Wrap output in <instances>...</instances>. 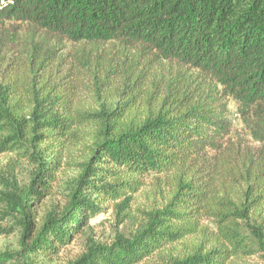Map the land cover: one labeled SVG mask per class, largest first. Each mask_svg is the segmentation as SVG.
Returning <instances> with one entry per match:
<instances>
[{
  "label": "trees",
  "instance_id": "trees-1",
  "mask_svg": "<svg viewBox=\"0 0 264 264\" xmlns=\"http://www.w3.org/2000/svg\"><path fill=\"white\" fill-rule=\"evenodd\" d=\"M71 142L91 156L54 192ZM0 156V264H62L109 202L132 229L63 264L264 254V0H0Z\"/></svg>",
  "mask_w": 264,
  "mask_h": 264
},
{
  "label": "rangeland",
  "instance_id": "rangeland-1",
  "mask_svg": "<svg viewBox=\"0 0 264 264\" xmlns=\"http://www.w3.org/2000/svg\"><path fill=\"white\" fill-rule=\"evenodd\" d=\"M96 85L87 81L86 83L80 85L78 92V103L83 108H93L97 105L95 90ZM230 119L233 121L236 131L234 133V145H248L253 147L254 143L248 135L247 130L244 128L240 117L237 113L236 106L232 102L230 105ZM91 156L89 150L75 142H71L69 149L67 151L66 157L63 160V166L59 171L57 177L58 181L54 187V192L60 190L61 185H64L67 179L77 176L82 170V164H84L87 159ZM11 159L10 156H0V171L8 170L7 164ZM29 167L20 166L12 168V174L18 180L26 179L29 175ZM10 175L6 172V176ZM153 180H151L148 185L143 188L140 192L134 195L132 205L133 212L138 214V209H146L155 200L160 199L159 192L153 185ZM1 190V187H0ZM114 202H109L105 205L106 209L98 214L94 219L91 220L89 226L84 230L83 233H79L75 236L71 244L64 248L59 257V263H68L69 261H74L86 250V245L94 240L100 244H110L117 232H129L132 229L130 223L119 222L120 216H118L114 209ZM17 235L11 234L9 237H0V250L8 248H16ZM155 259L146 260L140 264H155ZM234 264H264V254L257 253L255 255L244 257L240 260L234 262Z\"/></svg>",
  "mask_w": 264,
  "mask_h": 264
}]
</instances>
